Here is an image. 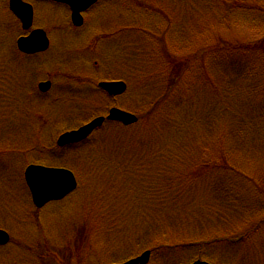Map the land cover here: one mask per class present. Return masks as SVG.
I'll use <instances>...</instances> for the list:
<instances>
[{
    "label": "rangeland",
    "instance_id": "rangeland-1",
    "mask_svg": "<svg viewBox=\"0 0 264 264\" xmlns=\"http://www.w3.org/2000/svg\"><path fill=\"white\" fill-rule=\"evenodd\" d=\"M41 2H33V28L48 30L52 46L27 57L17 48L26 31L9 0H0V226L14 240L0 249V264H80V258L81 264L114 263L153 249L156 237L169 242L180 234L211 242L175 251L180 255L175 261L168 257L171 249L157 250L149 264H190L200 257L212 264H264V227L252 232L254 221L264 218V197L253 204L239 190L242 182L220 168L188 174L215 156L218 138L216 144L196 137L175 142L173 132L151 125L150 136L157 134L160 142L151 155L154 148L148 138L140 140L146 132L137 125L106 123L89 142L91 149L86 144L63 158L58 149H47L64 129H78L112 106L136 115L147 112L152 103L146 97L158 96L167 84L159 64L167 48L189 59L208 46L253 42L264 36L255 30L264 13L242 9L239 0H99L84 15V26L73 30L69 9ZM217 49L210 66L226 58ZM204 61H192L165 106L175 108L179 126L197 122L198 115L189 113L194 102L203 108L220 98L209 82L222 84L223 72L213 70L206 78ZM102 79H122L128 91L109 99L97 87ZM48 80L52 89L40 93L39 83ZM242 153L249 156L239 157L242 163L264 168V157ZM29 163L73 168L80 186L37 212L23 177ZM230 233L250 235L221 238Z\"/></svg>",
    "mask_w": 264,
    "mask_h": 264
},
{
    "label": "trees",
    "instance_id": "trees-1",
    "mask_svg": "<svg viewBox=\"0 0 264 264\" xmlns=\"http://www.w3.org/2000/svg\"><path fill=\"white\" fill-rule=\"evenodd\" d=\"M239 1L237 5L243 6L242 9L248 8L255 12L259 11L264 13V0H254L253 2L249 0ZM256 26L257 28L255 30H257L259 34L264 32V23L261 24V22H259ZM155 37L158 39L156 35ZM160 40L165 44L163 38H160ZM208 47L194 53L189 59L174 54L171 55L167 52V48V55H165L164 61L159 63L162 65L161 71L165 74V77H167V84H164L165 86H163L162 92L156 94L158 96L146 97H150L146 103L152 104L147 112L140 115V123H138L136 127L146 132V135L142 136L140 140L146 141L148 138V143L150 142V146L154 148L151 155L157 154L156 148H158L160 143L157 140V134L150 136L152 135L151 125H153L154 128L152 129L154 130H162L164 128L166 131L170 130L173 132L172 139L175 142L182 138L191 141L196 137L195 140H198V142L209 144L215 140L214 144H216L218 143V138L221 142L219 151L216 152L215 156H213L210 161H202L197 166L188 169L189 176H201V174L211 167L214 169L220 168L221 171L227 172L230 177L235 176L236 180L242 182L238 187L239 190L244 194L247 200L255 204V200L260 199L258 197H264V168H255V164L252 163H242L239 157H249L245 153H242L243 150L255 153L254 156L264 157V36L253 42L246 43L240 41L237 44L230 43L223 47L219 45ZM217 48H219V51H225L226 58H223L224 62L218 61L216 62V66L214 64L210 66L212 63L211 61H214L213 55L214 52L218 50ZM161 50H163L165 54V48H163V46ZM206 51H208V56L204 61ZM199 58L203 59L204 65L207 68L205 72L206 78H210V75L213 74V70L215 72H223L221 75V78H223L222 84L218 85L216 82H213L215 81L214 79L209 82L210 91L214 92L217 89L220 98L214 103H208V105L203 108L200 107L199 103L194 102L192 106H189V113L198 115L197 122L188 121V124L179 126L173 118L175 108L168 107L165 109V106L168 104L169 99L174 98V90L176 86H178L179 80L183 78L184 73L192 66V61H196ZM162 104L163 107H161ZM185 119H187V117ZM104 139L106 138H102V142H105ZM91 140H87L79 146L88 144V149H91V144L89 143ZM152 143H156V145H152ZM184 145L186 146V144ZM148 146L149 144L147 148ZM187 147L189 146L184 148L187 149ZM49 148H52L51 145L47 149L49 150ZM147 148L144 150V153ZM66 151L67 149L61 150V152L64 153H66ZM92 154V151L88 150V155L91 156ZM227 186L226 184L223 185V190L226 192H228ZM225 197L228 198L230 196ZM256 213L257 211L255 210L254 213L250 214L252 218L256 217ZM243 222L244 220L240 223L243 225ZM263 227L264 218L259 221H254L252 232ZM203 231L204 230H202V232ZM232 234L233 233H230L221 238L227 240L237 239L238 241L245 240V238H248L250 235L248 233H242L233 237L234 235L232 236ZM180 235L169 242L159 241V238L156 237L155 242L157 244H155L151 250L155 252L160 249H171L169 250L170 252H168L169 255H167L168 257L172 255L171 259L175 261L176 259H174L173 256L179 255L176 254L175 251L181 252L182 249L184 250L191 246L200 248L205 243L209 242L210 244L211 242L208 239H201L202 237L199 236H187V239H185V234ZM128 258L115 262H121ZM81 262L82 260L80 258V264Z\"/></svg>",
    "mask_w": 264,
    "mask_h": 264
},
{
    "label": "water",
    "instance_id": "water-1",
    "mask_svg": "<svg viewBox=\"0 0 264 264\" xmlns=\"http://www.w3.org/2000/svg\"><path fill=\"white\" fill-rule=\"evenodd\" d=\"M68 4L72 10V21L75 25L81 26L84 22L82 12L86 11L98 0H54ZM11 10L19 17L24 29H29L33 24L34 12L30 4L23 0H10ZM18 47L21 51L29 54L45 51L49 48L50 41L43 29L33 30L30 35L18 39ZM51 82H41L39 88L46 91L50 88ZM99 86L110 95H118L127 90V84L123 81H103ZM107 120L120 121L126 125L136 123L138 117L133 113L112 108L107 117L99 116L79 127L78 129L63 133L57 143L64 146L69 143L83 141L88 138L97 128ZM26 182L31 191L32 199L37 207H43L51 200H60L68 196L78 187V181L72 171L66 168L46 167L31 164L25 172ZM9 234L0 229V244L8 242ZM151 258V251H144L142 254L118 264H147ZM192 264H211L206 261L196 260Z\"/></svg>",
    "mask_w": 264,
    "mask_h": 264
},
{
    "label": "flooded vegetation",
    "instance_id": "flooded-vegetation-1",
    "mask_svg": "<svg viewBox=\"0 0 264 264\" xmlns=\"http://www.w3.org/2000/svg\"><path fill=\"white\" fill-rule=\"evenodd\" d=\"M29 32H31V31H28V33ZM28 33H26V34H24L23 36H27V34ZM22 37V36H21ZM20 52V51H19ZM21 54H23L22 52H21ZM23 55H25V54H23ZM26 56V55H25ZM24 177V179H25V175L23 176ZM0 228H2V229H5L6 231H8L9 233H10V231L8 230V229H6L5 227H3V226H0ZM13 237L11 236V234H10V240L7 242V243H5V244H0V249H2V248H4V247H8L9 245H11V244H14L13 243Z\"/></svg>",
    "mask_w": 264,
    "mask_h": 264
}]
</instances>
